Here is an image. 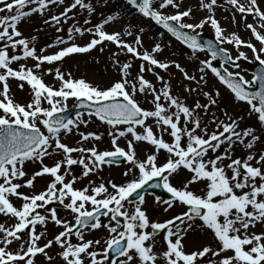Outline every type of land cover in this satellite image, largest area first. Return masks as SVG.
<instances>
[{
    "label": "snow or ice",
    "instance_id": "snow-or-ice-1",
    "mask_svg": "<svg viewBox=\"0 0 264 264\" xmlns=\"http://www.w3.org/2000/svg\"><path fill=\"white\" fill-rule=\"evenodd\" d=\"M262 2L0 0V264H264ZM218 10L231 11L233 24L238 14L250 39L226 33ZM126 17L139 20L121 23ZM145 21L190 52L195 74L159 58L170 47L162 39L144 48ZM22 24L32 34L25 36ZM206 25L214 39H200ZM45 30L54 39L38 48ZM106 50L115 68L106 83L63 68ZM239 61L256 71L247 73ZM170 69L189 82L183 91L203 102L188 104L174 94ZM209 74L246 105L247 117L219 106ZM46 75L55 84L45 83ZM9 81L21 91L27 87L29 99L17 101ZM212 108L223 118L213 113L208 120ZM96 122L104 132L82 130ZM105 135L109 148L100 149ZM70 136L77 137L73 145L64 142ZM240 148L243 154L236 155ZM121 162L127 165L122 182L103 177L105 166ZM90 176L96 179L76 187ZM38 180L46 182L39 191ZM146 188H160L169 198L155 195L149 204L153 193ZM49 224L59 229L51 238Z\"/></svg>",
    "mask_w": 264,
    "mask_h": 264
},
{
    "label": "rangeland",
    "instance_id": "rangeland-1",
    "mask_svg": "<svg viewBox=\"0 0 264 264\" xmlns=\"http://www.w3.org/2000/svg\"><path fill=\"white\" fill-rule=\"evenodd\" d=\"M188 2L191 5H195L197 3V0H188ZM220 2L222 3L223 0H220ZM261 7L264 8V2L261 3ZM135 16V14H133ZM199 15L202 17L203 13H199ZM232 15L233 13L231 11H224V10H218L215 13V17L216 19L219 21L220 25L225 29L226 33H231V32H237V34L244 40H248L250 39V34L249 32H247L244 28L243 23L240 22V17L237 14L236 15V24L232 23ZM130 20L132 25H136L139 17L137 18H132V17H126L124 21H122L121 23H127ZM97 22L96 19L93 20V23ZM191 22V21H190ZM249 22H251V18H249ZM69 23H71V21H69ZM143 26L145 27V33L143 35V44H144V48L146 49H150L154 40L153 38L155 37V39L159 40L162 39L164 41V43L166 45H169L170 47L166 48L164 54L162 56H160V59H164L165 57L169 58V59H174L177 60L179 63H181L182 66L186 67L187 70H189L191 73L195 74V63L192 59H190V52L186 49H184V47H182L180 44H178L177 42H175L174 40H172L170 37H168L166 34L164 36H160V33L162 32L161 30L155 29V27L153 26L152 23H148L147 21L144 22ZM21 30L24 32L25 36H28L30 34H32V29L31 26L29 24H22L21 25ZM109 31H111V28L108 29ZM201 33L206 34L208 36H214L213 30L211 29L210 25H206L202 30H200ZM88 37L86 36L85 39H87ZM51 39H54V34L52 32H49L47 30H45L44 33H41L39 36V43L37 44V47H42L44 45V43L46 42H50ZM125 39H130L128 37H126ZM78 43H83V41H77ZM255 42V41H253ZM258 46V45H257ZM225 47H229V49L231 51H233V54L235 55V50L231 49V46H225ZM242 51H245L249 57L251 56V53L249 50L242 48ZM109 51L106 50L104 52V54L102 56L94 53L92 56H89L87 58V60L85 61L84 58H79L78 60H70L67 61L66 65L63 66L64 70L67 71L68 69H71L72 72L74 73V75H76L77 77L80 76H84L86 79L94 82V83H106L107 80L109 79L110 76H114L115 75V68L114 66L111 65L110 61H109ZM199 58L200 59H205L207 58V54L206 53H199ZM99 59L101 60V64L99 65V67H94L93 65H95V61ZM121 61H123L125 59V57H121L120 58ZM28 65L31 66V64L33 63L31 60L27 61ZM239 63L241 64V68L242 69H246L247 73H251L253 67L255 66V64H248L244 61H239ZM105 65H107V70L105 68ZM138 66H139V61H135L133 63V67H132V72L135 73L138 71ZM13 67H15V65H13ZM45 67H47V65H45ZM172 73V77H171V85L173 88V92L174 94H177L180 96V98L184 99L187 98L186 102L188 104H192L196 99H200L201 102H203V98L202 97H197L195 96V94H193V96H188L187 93H185L183 91V85L189 83L188 81H184L182 79V76L179 72H177L175 69H170L169 70ZM246 75V79H251V76ZM161 75L165 76L166 79L169 78V74L168 73H161ZM145 77L146 79L152 81L154 84L155 79L152 76V74L150 73H145ZM208 88L209 89H216L219 90L220 92V101H219V106L221 108H225L230 114L233 115H244L245 117H247V113L245 111L246 109V105H244L243 103H236L233 99H231V94L224 88L221 86V84H219V82L211 76V74H209L208 76ZM44 81L45 83L49 84V85H53L55 84V81L53 80V76L52 75H46L44 76ZM9 83L12 86V93L15 96L17 101L20 102H25L29 99V94L27 91V87L24 91H21L18 87H16L15 82L13 81H9ZM157 87H159V84L156 85ZM192 86H195L194 84ZM207 90V89H206ZM71 106V101H69V107ZM144 107H150V105H148L147 103L143 104ZM215 113V115L222 117V114L216 109V108H212L211 111L207 114V119L210 120L212 117V114ZM106 129V126L100 125L99 122L93 123L91 124L87 129H84L82 127L83 131H98V132H104ZM75 139H77V137L75 136H70L68 138H66L64 140L65 143H68L70 145H73L75 143ZM165 139H168L167 136H165ZM121 146H124L125 141L122 139L120 141ZM90 146V145H85ZM99 148L100 149H106L109 148V140L108 137L105 135L103 142L99 144ZM243 154V149L240 148L237 150L236 155H242ZM141 158H143V153H140ZM56 157H54L53 159H55ZM53 161L52 160H45V163L47 164H51ZM27 169H31V165L26 166ZM127 167L126 164L121 163L118 167L117 166H113L111 168H109L108 166L104 167L103 170V177L104 178H111L113 179L115 182L120 183L124 180V177L122 176V172L124 170V168ZM80 170H74L73 169V174L74 175H79ZM88 179H96L95 177H88L80 182H78L76 184L77 188L83 187L84 185L87 184ZM180 178H177L175 180H173V184H178ZM46 186V182L43 180H38V182L36 183V190H42L44 187ZM21 191L24 192H28V189H21ZM147 200L149 202V204L152 203V201L154 200V196H147ZM16 203H19V201H16ZM178 211V210H177ZM60 215H62V213L60 212ZM63 216V215H62ZM3 218H0V222H2ZM39 230V228H38ZM59 229L54 228L53 225L49 224L48 225V237L51 238L52 234L54 231H58ZM257 231H259V228L257 229ZM91 238V237H88ZM37 264H39V261L37 262Z\"/></svg>",
    "mask_w": 264,
    "mask_h": 264
},
{
    "label": "water",
    "instance_id": "water-1",
    "mask_svg": "<svg viewBox=\"0 0 264 264\" xmlns=\"http://www.w3.org/2000/svg\"><path fill=\"white\" fill-rule=\"evenodd\" d=\"M201 40H208L207 38H202ZM72 110V109H71ZM71 110H69L68 112H70L71 114L74 112V111H71ZM66 115H67V113H65ZM157 195H160V194H163L164 196H166V197H169L166 193H160V192H157L156 193Z\"/></svg>",
    "mask_w": 264,
    "mask_h": 264
}]
</instances>
